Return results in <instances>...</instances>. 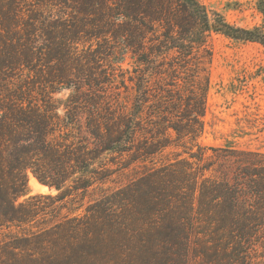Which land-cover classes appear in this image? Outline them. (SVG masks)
<instances>
[{
  "label": "rangeland",
  "instance_id": "rangeland-1",
  "mask_svg": "<svg viewBox=\"0 0 264 264\" xmlns=\"http://www.w3.org/2000/svg\"><path fill=\"white\" fill-rule=\"evenodd\" d=\"M201 1L234 26L264 30V0ZM11 2L0 0L4 12L16 11V22L11 23L17 33L9 36L24 44L27 35L34 38L28 66L21 64L7 71V84L20 95L16 105L46 114L49 142L67 145L71 154L81 150L84 163L74 168L75 156L68 157L65 198H61L63 191L41 184L32 170L27 171L28 189L16 198V205L30 219L0 230V264H59L72 257L69 241L73 248L80 247L84 236L76 227L87 220V209L164 164L180 158L194 160L174 147L136 160L137 148L153 140L148 109L152 98L147 94L155 95L161 86L155 74L148 76L151 66L146 59L157 48L147 24L133 28L141 36L139 46L137 42L130 46L126 20L117 16L114 0ZM207 44L211 56L203 62L206 71L202 77L210 85L204 130L194 147L189 140L183 144L217 163L223 162L221 155L227 150L264 154V47L215 33ZM50 48L54 55L62 56L49 58ZM161 60L157 56L155 61ZM120 112L128 125L121 147L115 143L121 135L115 133L114 125ZM170 118L173 122L178 119ZM18 131L19 136L26 133V129ZM168 136L176 138L172 130ZM101 142L105 148L99 146ZM178 154H182L180 158ZM34 181L47 189L34 186ZM85 184L87 188H78ZM64 226H74V237ZM255 244L249 253L256 263L264 264V234L257 236ZM131 253L127 247L98 264H123Z\"/></svg>",
  "mask_w": 264,
  "mask_h": 264
},
{
  "label": "trees",
  "instance_id": "trees-1",
  "mask_svg": "<svg viewBox=\"0 0 264 264\" xmlns=\"http://www.w3.org/2000/svg\"><path fill=\"white\" fill-rule=\"evenodd\" d=\"M114 5L117 16L126 20L130 46H139L141 36L133 28L147 24L157 48L146 59L151 66L148 76L155 74L161 84L155 95L147 94L152 98L148 109L153 140L137 148L136 160L174 147L194 161L178 154L180 159L87 209V220L76 227L84 236L80 247L73 248L69 241L72 257L59 264H98L127 247L132 253L123 264H262L249 252L257 236L264 234V154L227 150L221 155L223 162L217 163L183 143L189 140L194 147L204 130L210 82L202 75L203 62L211 56L208 38L215 33L264 47V30L234 26L201 0H114ZM13 10L0 9V230L30 219L16 205V198L27 192L28 170L41 184L63 191L68 157L75 156L74 168L84 163L81 150L71 154L67 145L49 142L46 114L16 105L20 95L7 84V71L28 66L34 38L27 35L24 44L9 36L17 33L11 23L16 22ZM53 51L48 50L49 58L62 56ZM157 56L162 59L158 64ZM114 125L121 135L115 143L121 147L128 128L121 112ZM19 129H26L24 136H19ZM171 130L174 140L168 136ZM65 197L63 191L61 198ZM73 227L64 226L72 237Z\"/></svg>",
  "mask_w": 264,
  "mask_h": 264
},
{
  "label": "bare ground",
  "instance_id": "bare-ground-1",
  "mask_svg": "<svg viewBox=\"0 0 264 264\" xmlns=\"http://www.w3.org/2000/svg\"><path fill=\"white\" fill-rule=\"evenodd\" d=\"M32 184H33L34 186L40 188L41 190H46V189H47L45 186L40 185L37 181H34Z\"/></svg>",
  "mask_w": 264,
  "mask_h": 264
}]
</instances>
